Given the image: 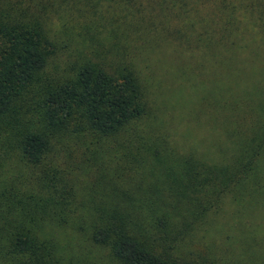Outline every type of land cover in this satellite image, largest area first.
Here are the masks:
<instances>
[{
    "label": "trees",
    "instance_id": "obj_1",
    "mask_svg": "<svg viewBox=\"0 0 264 264\" xmlns=\"http://www.w3.org/2000/svg\"><path fill=\"white\" fill-rule=\"evenodd\" d=\"M262 213L264 0H0V264H264Z\"/></svg>",
    "mask_w": 264,
    "mask_h": 264
},
{
    "label": "rangeland",
    "instance_id": "obj_2",
    "mask_svg": "<svg viewBox=\"0 0 264 264\" xmlns=\"http://www.w3.org/2000/svg\"><path fill=\"white\" fill-rule=\"evenodd\" d=\"M159 63V62H158ZM161 65L163 64V63H160ZM194 130H195V133L197 134V135H201L202 133H201V130L199 131V130H197V127L195 128L194 127ZM261 219H260V221H261V228H260V230L258 231V237H259V239H262L263 241H264V213H262V216L260 217ZM225 220H227V218H225V219H223V218H221V219H219V220H217L216 222H215V224H218V223H221L222 221H225ZM209 233H211V232H209ZM210 238L211 239H215L216 238V232L215 231H212V233H211V235H210Z\"/></svg>",
    "mask_w": 264,
    "mask_h": 264
}]
</instances>
